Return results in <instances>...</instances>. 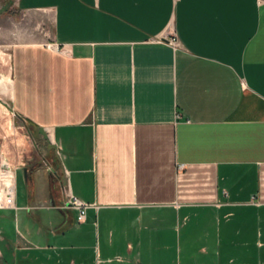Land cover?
Instances as JSON below:
<instances>
[{"label": "crops", "instance_id": "obj_1", "mask_svg": "<svg viewBox=\"0 0 264 264\" xmlns=\"http://www.w3.org/2000/svg\"><path fill=\"white\" fill-rule=\"evenodd\" d=\"M16 7L12 111L52 154L6 164L0 264H264V0Z\"/></svg>", "mask_w": 264, "mask_h": 264}, {"label": "rangeland", "instance_id": "obj_2", "mask_svg": "<svg viewBox=\"0 0 264 264\" xmlns=\"http://www.w3.org/2000/svg\"><path fill=\"white\" fill-rule=\"evenodd\" d=\"M16 3L17 0H0V77H4L0 78V160L5 163L3 177L12 171L15 177V172L22 166L41 161L43 158L51 159L52 154L42 135L12 111L10 50L17 42V32L27 30L28 20L34 22L40 19L38 14L27 16L19 13Z\"/></svg>", "mask_w": 264, "mask_h": 264}, {"label": "built area", "instance_id": "obj_3", "mask_svg": "<svg viewBox=\"0 0 264 264\" xmlns=\"http://www.w3.org/2000/svg\"><path fill=\"white\" fill-rule=\"evenodd\" d=\"M169 44L175 45L176 39L174 37H171L168 40ZM4 163L0 160V206H7L12 207L14 205V196L15 192L14 189H9L8 187L4 186L2 173H5L4 170ZM66 206L71 207L75 210H77V221L82 222L85 219V210L88 207L86 204L80 202L75 197L68 195L66 200Z\"/></svg>", "mask_w": 264, "mask_h": 264}]
</instances>
